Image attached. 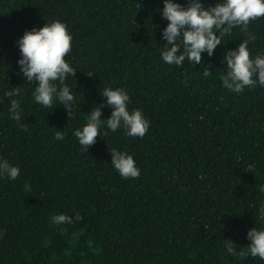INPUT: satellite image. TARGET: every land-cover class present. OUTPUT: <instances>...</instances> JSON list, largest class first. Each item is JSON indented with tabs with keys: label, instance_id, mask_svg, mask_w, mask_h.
<instances>
[{
	"label": "trees",
	"instance_id": "obj_1",
	"mask_svg": "<svg viewBox=\"0 0 264 264\" xmlns=\"http://www.w3.org/2000/svg\"><path fill=\"white\" fill-rule=\"evenodd\" d=\"M162 8L163 0H0V159L20 169L0 178V264H264L225 247L239 250L249 229H264V87L222 85L225 51L247 37L234 28L201 64L168 65ZM53 21L72 36L69 117L58 102L36 103V82L17 65V39ZM248 32L254 58L264 53V18ZM106 87L127 91L128 110H142L150 127L143 138L108 131L85 152L73 133ZM12 88L20 94L7 97ZM13 99L28 131L10 118ZM110 115L105 105L101 119ZM113 149L134 158L138 178L120 177ZM59 214L73 222L54 225Z\"/></svg>",
	"mask_w": 264,
	"mask_h": 264
},
{
	"label": "clouds",
	"instance_id": "obj_2",
	"mask_svg": "<svg viewBox=\"0 0 264 264\" xmlns=\"http://www.w3.org/2000/svg\"><path fill=\"white\" fill-rule=\"evenodd\" d=\"M159 11L161 18L167 21L166 26L161 29V38L166 42L165 49L161 51L163 62L176 66H181L185 60L194 65L201 64L202 54L211 57L217 46L224 43V37L239 27L247 38L242 40L237 48L225 51L223 64L226 71L222 76V85L236 93L257 84L264 87V53L250 58L248 48L249 43L257 39L254 33L248 32V25L251 21L264 18V0H219L218 3L207 7L202 0H186L185 4L176 0H163V8ZM71 41L72 36L67 31L66 24L60 21L25 30L16 41L20 74L24 81L30 84L36 82L32 92L35 102L52 109L54 102H58L66 110L68 117L74 116L75 106V96L64 83L69 76L74 77L76 73L65 59L71 51ZM203 75L207 77L211 73L206 69ZM19 94L20 88L5 92L7 97ZM100 95L104 103L92 108L86 116V124L73 133L85 152L88 146L96 142L97 136L107 135L108 131L116 132L123 128L129 137L145 136L150 122L142 110H128L130 97L127 91L106 87ZM105 105L111 108V115L107 119H101ZM8 111L17 126L23 131H28L27 124L23 122L19 101L11 100ZM105 124L107 130L101 132ZM55 139L63 140L64 134L57 131ZM111 165L123 179H135L140 176V169L134 158L126 152L113 149ZM19 174L18 167L0 159V178L15 180ZM25 190L30 191V186L25 184ZM261 212L264 213V208ZM75 219L80 220L81 217L76 215ZM72 222V217L66 214L52 217V223L57 226ZM246 239L249 243L239 250L235 247L236 244L229 241L225 245L227 253L240 261L248 257L264 260V229H249Z\"/></svg>",
	"mask_w": 264,
	"mask_h": 264
}]
</instances>
